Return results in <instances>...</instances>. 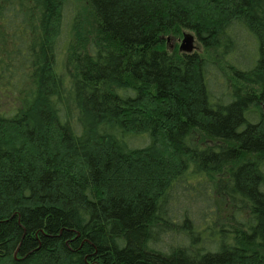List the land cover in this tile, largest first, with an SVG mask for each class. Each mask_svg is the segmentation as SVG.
<instances>
[{"label":"trees","instance_id":"1","mask_svg":"<svg viewBox=\"0 0 264 264\" xmlns=\"http://www.w3.org/2000/svg\"><path fill=\"white\" fill-rule=\"evenodd\" d=\"M72 2L0 0V264H264V0Z\"/></svg>","mask_w":264,"mask_h":264},{"label":"rangeland","instance_id":"2","mask_svg":"<svg viewBox=\"0 0 264 264\" xmlns=\"http://www.w3.org/2000/svg\"><path fill=\"white\" fill-rule=\"evenodd\" d=\"M66 14H67L66 15L67 20H69L70 17H72V16H77L76 14H78L80 17L79 24H80V27L82 26L83 31H85V32L89 31L90 33H93L95 23H94L90 8H89L86 0H73L72 4L67 6ZM67 31H69V27H67ZM189 33H191V32H189ZM66 35H67V33H66ZM169 37L171 38L170 41H168ZM169 37L167 38L168 43L166 44V46H167V48H169V50H172L171 52H174V49L181 45L184 37H183V35L177 36V37L176 36H169ZM201 47L202 46L199 44L198 40L195 38L194 48L191 52H188V53H192L195 51H199L202 53L203 50ZM62 51H64V50H62ZM60 57H61L60 58L61 67L64 68L65 65H63V61L65 59V56H64L63 52H62ZM211 57H215L213 53L211 54ZM213 59H215V58H213Z\"/></svg>","mask_w":264,"mask_h":264},{"label":"water","instance_id":"3","mask_svg":"<svg viewBox=\"0 0 264 264\" xmlns=\"http://www.w3.org/2000/svg\"><path fill=\"white\" fill-rule=\"evenodd\" d=\"M193 48V37L190 34H185V38L181 44L180 49L191 52Z\"/></svg>","mask_w":264,"mask_h":264},{"label":"bare ground","instance_id":"4","mask_svg":"<svg viewBox=\"0 0 264 264\" xmlns=\"http://www.w3.org/2000/svg\"><path fill=\"white\" fill-rule=\"evenodd\" d=\"M185 34H190L192 37H193V45H194V41H195V37L193 36V34L192 33H187V32H185L184 34H183V37L185 38ZM170 38V37H169ZM168 38V41H170V39ZM184 38H183V40H184ZM183 40H182V42H183ZM182 44V43H181ZM181 47V45L179 46V48ZM181 51H184V52H189V51H185V50H182V49H180Z\"/></svg>","mask_w":264,"mask_h":264}]
</instances>
